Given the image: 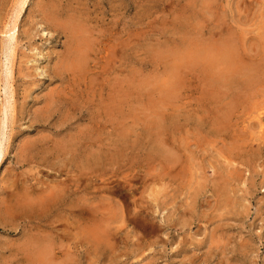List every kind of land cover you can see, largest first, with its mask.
<instances>
[{
	"label": "rangeland",
	"instance_id": "1",
	"mask_svg": "<svg viewBox=\"0 0 264 264\" xmlns=\"http://www.w3.org/2000/svg\"><path fill=\"white\" fill-rule=\"evenodd\" d=\"M14 1L0 264H264V0Z\"/></svg>",
	"mask_w": 264,
	"mask_h": 264
},
{
	"label": "bare ground",
	"instance_id": "2",
	"mask_svg": "<svg viewBox=\"0 0 264 264\" xmlns=\"http://www.w3.org/2000/svg\"><path fill=\"white\" fill-rule=\"evenodd\" d=\"M28 3H29V0H15L14 1V6L12 7L13 10H12L11 16H10L9 22L5 26V31H4V34L6 35V37H5L6 40L5 41L3 40L4 41L3 48H4V54H5L4 55L5 61H3L4 66H5V75H4L5 77H4V83H3L4 91H5L4 92L5 93V101H4V104L2 107L3 108L2 112L5 115V119H7L9 117V114L12 113L13 107H14V88H13V83L11 82V79L13 78V75H14V60L16 57V47H17V39H18L17 37H18L19 31H20L19 21L21 19V16H22L23 11L25 10L26 6L29 5ZM82 41H84V40H82ZM83 44H85V42ZM232 49L233 48H230L229 46H227V47L225 46L224 50L222 51V53H223L222 58H224L226 61H231V59L233 57V53H234L233 52L234 50H232ZM201 53L202 52H199V54H201ZM81 54H83V53H81ZM79 55H80V53H79ZM198 56L199 55H197V57ZM205 57L208 60L210 65H214L217 61V59H215L212 55L206 54ZM233 59H234V57H233ZM2 74H4V73H2ZM3 142L4 141H2V140L0 141V160L2 159L3 154H4V148H3L4 143Z\"/></svg>",
	"mask_w": 264,
	"mask_h": 264
}]
</instances>
